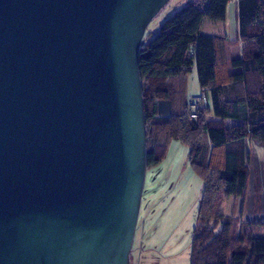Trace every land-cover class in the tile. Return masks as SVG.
<instances>
[{"label": "water", "instance_id": "obj_1", "mask_svg": "<svg viewBox=\"0 0 264 264\" xmlns=\"http://www.w3.org/2000/svg\"><path fill=\"white\" fill-rule=\"evenodd\" d=\"M171 0H0V264H130L139 54Z\"/></svg>", "mask_w": 264, "mask_h": 264}, {"label": "trees", "instance_id": "obj_2", "mask_svg": "<svg viewBox=\"0 0 264 264\" xmlns=\"http://www.w3.org/2000/svg\"><path fill=\"white\" fill-rule=\"evenodd\" d=\"M231 1L189 2L143 40L139 54L148 168L160 166L177 142L189 148L203 183L190 264H264V221L243 220L250 144L264 145V0H238L235 41L205 36L204 24L226 21ZM194 68L207 100L196 119L187 90ZM229 202L233 210L225 212Z\"/></svg>", "mask_w": 264, "mask_h": 264}, {"label": "rangeland", "instance_id": "obj_3", "mask_svg": "<svg viewBox=\"0 0 264 264\" xmlns=\"http://www.w3.org/2000/svg\"><path fill=\"white\" fill-rule=\"evenodd\" d=\"M191 1L193 0H171L147 28L145 42L152 40H146L148 37L154 38L158 35L166 20L187 7ZM237 1L232 0L230 5ZM206 2L207 0H204V4ZM231 22L232 18L229 15L230 28ZM210 26L212 25L205 27L204 34H208V30H213ZM187 78L188 98L200 95L197 69L194 68ZM250 149L252 174L243 220L264 221V145L255 141L250 144ZM188 152L189 148L174 142L164 162L147 170L133 244L138 250L146 226L144 248L147 247L146 251L150 252L149 254L160 258L162 264L175 262V259L177 264H188L191 259L192 235L198 220L203 183L187 160ZM230 204L231 202L227 204L225 212L233 210ZM237 204L235 211L238 214L242 204L240 201ZM161 261L157 262L161 264Z\"/></svg>", "mask_w": 264, "mask_h": 264}, {"label": "crops", "instance_id": "obj_4", "mask_svg": "<svg viewBox=\"0 0 264 264\" xmlns=\"http://www.w3.org/2000/svg\"><path fill=\"white\" fill-rule=\"evenodd\" d=\"M238 13H239L238 1L232 3L231 5L229 4L227 14H226V18H225L226 21L223 22V25L221 23H220L221 25H218V23H215V22H212V23L206 22L202 28V33L204 34L203 30L205 29V27L207 25H212L210 27H212L213 30H208L209 33L204 34L205 36H208V37L218 36V37H223V38L226 37L229 41H235L239 37ZM229 15H231V18H232L231 28H230V23H229ZM208 23H211V24H208ZM229 123H231V122H229ZM196 225L197 224H195V227H196ZM146 233H147V231H146V226H145V232L141 237L142 239L139 243L140 245L138 247V250H136V248L133 247L134 249L132 250V253H131L130 264H159L157 261L158 260L161 261L160 258H158L156 255L149 254L150 252L146 251L147 247L144 248L143 241L145 239ZM192 237H193V235H192ZM161 264H162V261H161ZM168 264H177V261L175 259V262H168ZM188 264H190V261Z\"/></svg>", "mask_w": 264, "mask_h": 264}, {"label": "built area", "instance_id": "obj_5", "mask_svg": "<svg viewBox=\"0 0 264 264\" xmlns=\"http://www.w3.org/2000/svg\"><path fill=\"white\" fill-rule=\"evenodd\" d=\"M189 102V113L191 115V118L196 119L199 115V112L207 104L206 96L204 94L192 96V98L189 99Z\"/></svg>", "mask_w": 264, "mask_h": 264}]
</instances>
